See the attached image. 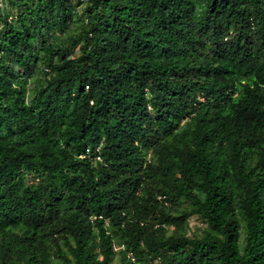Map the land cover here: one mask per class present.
<instances>
[{
  "label": "trees",
  "instance_id": "16d2710c",
  "mask_svg": "<svg viewBox=\"0 0 264 264\" xmlns=\"http://www.w3.org/2000/svg\"><path fill=\"white\" fill-rule=\"evenodd\" d=\"M4 4L0 264H264V0Z\"/></svg>",
  "mask_w": 264,
  "mask_h": 264
},
{
  "label": "rangeland",
  "instance_id": "374dc122",
  "mask_svg": "<svg viewBox=\"0 0 264 264\" xmlns=\"http://www.w3.org/2000/svg\"><path fill=\"white\" fill-rule=\"evenodd\" d=\"M1 3L3 4V2H1ZM6 10H9V7L7 9L5 4L0 6V11L1 12H4ZM0 29H1V24H0ZM204 225H205L204 222L200 218H198L196 216H191L189 218V227H190V229L198 230L199 228H202Z\"/></svg>",
  "mask_w": 264,
  "mask_h": 264
},
{
  "label": "clouds",
  "instance_id": "9594fccd",
  "mask_svg": "<svg viewBox=\"0 0 264 264\" xmlns=\"http://www.w3.org/2000/svg\"><path fill=\"white\" fill-rule=\"evenodd\" d=\"M99 149V148H98ZM80 156H85V155H80ZM94 158L96 159V160H101V157H100V155L97 153L95 156H94Z\"/></svg>",
  "mask_w": 264,
  "mask_h": 264
}]
</instances>
